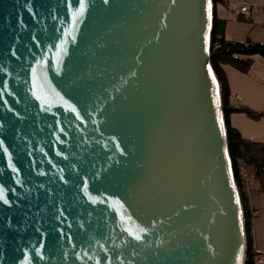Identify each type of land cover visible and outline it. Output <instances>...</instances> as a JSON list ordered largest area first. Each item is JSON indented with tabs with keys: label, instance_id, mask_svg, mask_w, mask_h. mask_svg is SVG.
Returning <instances> with one entry per match:
<instances>
[{
	"label": "water",
	"instance_id": "1",
	"mask_svg": "<svg viewBox=\"0 0 264 264\" xmlns=\"http://www.w3.org/2000/svg\"><path fill=\"white\" fill-rule=\"evenodd\" d=\"M212 19L0 0V264H244Z\"/></svg>",
	"mask_w": 264,
	"mask_h": 264
},
{
	"label": "crops",
	"instance_id": "2",
	"mask_svg": "<svg viewBox=\"0 0 264 264\" xmlns=\"http://www.w3.org/2000/svg\"><path fill=\"white\" fill-rule=\"evenodd\" d=\"M241 1L247 2L249 8L236 17L232 12ZM215 12L218 19L225 21L226 39L238 43H264V0H220L216 3ZM222 71L226 77L230 105L245 107L262 115L251 119L243 113L229 114L230 127L243 139L264 145V58L253 57L246 73L229 66H222ZM248 170L252 173V169ZM258 190V184L253 180L247 206L252 217V244L258 254H264V193Z\"/></svg>",
	"mask_w": 264,
	"mask_h": 264
},
{
	"label": "trees",
	"instance_id": "3",
	"mask_svg": "<svg viewBox=\"0 0 264 264\" xmlns=\"http://www.w3.org/2000/svg\"><path fill=\"white\" fill-rule=\"evenodd\" d=\"M220 0H212L213 19L210 34L209 62L220 88L221 108L226 127L228 154L236 186H239L238 166L242 163L247 172L258 184V191L264 193V145L243 139L228 123V116L232 113H243L251 119H258L262 115L245 107H233L229 103V91L222 66H229L241 73H246L255 56L264 58V43H238L226 39L224 34L225 21L216 16L215 6ZM217 46V47H215ZM252 169V173L248 169ZM244 217L245 242L247 260L244 264H256L251 250V215L247 207V199L241 197Z\"/></svg>",
	"mask_w": 264,
	"mask_h": 264
},
{
	"label": "built area",
	"instance_id": "4",
	"mask_svg": "<svg viewBox=\"0 0 264 264\" xmlns=\"http://www.w3.org/2000/svg\"><path fill=\"white\" fill-rule=\"evenodd\" d=\"M248 8H249L248 3L245 1H241L239 4H237L236 9L232 13L236 17H239L244 11H247ZM236 99L240 100L239 97H236ZM238 173H239V186H237V189H238L240 198L243 197L247 199V197L250 194V184L253 181V178L247 172V168L243 163L238 166ZM251 237H252V231H251ZM251 250L253 252V259L255 260L256 264H264V254H258V252L254 249L253 244H251ZM246 260H247V257L245 255V261Z\"/></svg>",
	"mask_w": 264,
	"mask_h": 264
},
{
	"label": "snow or ice",
	"instance_id": "5",
	"mask_svg": "<svg viewBox=\"0 0 264 264\" xmlns=\"http://www.w3.org/2000/svg\"><path fill=\"white\" fill-rule=\"evenodd\" d=\"M135 239L139 240V239H140V237H139V236H136V237H135Z\"/></svg>",
	"mask_w": 264,
	"mask_h": 264
}]
</instances>
